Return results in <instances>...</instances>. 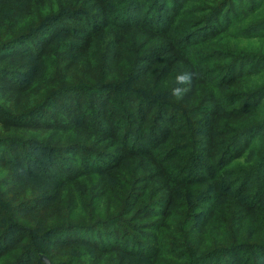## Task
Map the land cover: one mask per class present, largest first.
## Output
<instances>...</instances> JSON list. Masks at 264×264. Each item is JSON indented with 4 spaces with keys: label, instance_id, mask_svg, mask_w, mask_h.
<instances>
[{
    "label": "trees",
    "instance_id": "1",
    "mask_svg": "<svg viewBox=\"0 0 264 264\" xmlns=\"http://www.w3.org/2000/svg\"><path fill=\"white\" fill-rule=\"evenodd\" d=\"M144 1L0 0V264H45L42 253L51 264H264V53L252 49L264 30L241 24L264 5L233 13L232 0H176L172 11L164 0L162 31L123 14L103 74L101 17ZM223 13L230 23L217 27ZM132 29L167 48L133 58ZM185 35L196 41L179 43ZM163 55L174 80L158 88ZM41 63L54 68L30 78ZM67 105L70 126L46 110Z\"/></svg>",
    "mask_w": 264,
    "mask_h": 264
},
{
    "label": "rangeland",
    "instance_id": "2",
    "mask_svg": "<svg viewBox=\"0 0 264 264\" xmlns=\"http://www.w3.org/2000/svg\"><path fill=\"white\" fill-rule=\"evenodd\" d=\"M164 0H159V4L155 7V9L152 10L154 4L153 3H148V0H145L143 2L142 5L139 6H133V5H126L124 7L118 8L115 10L114 14H116V16H103L101 17L102 23L101 25H99V28L101 27L103 30L107 31V36L108 37H102L97 39L95 47L93 48V56H94V61H95V65L96 68L101 71L103 74L107 75L109 72V68L111 66V48H116L118 50V45H115V40L119 39L120 37V29L118 28L121 24V18L122 15L124 14V17H130L133 16L132 18H130V25L129 27L134 28V27H140V23H142V25H147V26H162V30L166 29V25L164 27V23L167 22V19L163 18H159L158 14H159V10H160V4H163ZM215 1V0H213ZM212 1V2H213ZM171 4L167 5L168 7L172 8V11L174 10V5L176 0H170L169 1ZM183 2V1H181ZM218 2L222 3V0H217L216 3L212 4L216 5ZM250 2H253V4H250ZM262 4L264 5V0H232L230 2L229 5V9L228 12H233V13H239L242 10H250V8H254V10H258L259 7L262 6ZM90 6V5H89ZM256 6L257 8L253 7ZM159 7V8H158ZM90 10H92L91 12H94L95 9L93 6H90ZM124 12H123V11ZM261 13H259L260 15L257 16L255 19H253V17L255 16V14L251 15L250 17L244 19L241 24H244L245 26H250L251 28H253L254 32H260L262 30H264V22L262 20H264V6L261 10ZM258 13V12H257ZM163 15L166 16V18H173L175 15L170 13V11L167 9L164 12H162ZM248 15V14H247ZM246 15V16H247ZM225 14L223 13V15L221 17L217 18V22H216V26L217 27H225L228 23H230V19L231 16H226V18L224 19ZM245 16V17H246ZM244 18V17H243ZM154 21V22H153ZM163 23H160V22ZM87 24L90 25L91 23L89 21ZM66 25H71L72 21L70 20H66L65 21ZM84 28H88L87 26H84ZM214 28V25H213ZM90 30V29H89ZM52 32L51 31H47V34H50ZM173 32H171L172 34ZM147 35V34H146ZM188 35H185L184 37H182L179 41V43H182L183 38L185 39V41L183 42L184 44L186 43H193L196 41V37H192V38H188ZM34 43H37L36 40L33 39ZM234 42V41H233ZM258 41H255V43ZM182 43V44H183ZM158 45H160L162 48L166 46V43L164 42V38L159 37L157 39H152L149 40L147 39V37H145L144 33L142 32L141 29H132V32L126 36V42H125V48L127 49V52L131 54V56L133 58H138L139 56H141L144 53H149L154 51ZM167 48V47H165ZM252 49L254 51L257 52H263L264 53V48H263V44H256L255 46L252 47ZM160 51V49L158 50V52ZM168 55H163L162 58H159L155 64L156 65V69L153 72L155 74V84L156 86H158V88L166 85L168 82L174 80L173 77V69L170 67V65L167 64L168 61ZM263 62V61H262ZM214 64H216L215 62L210 63L207 66L213 67ZM261 66H264V62L260 63ZM54 67L51 64H46V63H41V64H37L36 68L34 71H32L30 73L31 77L33 78L36 75L39 74H43L45 72H49L50 70H52ZM260 83L263 82V79L259 78ZM77 96V95H76ZM75 97V96H74ZM87 100H88V96H86ZM122 98V97H120ZM123 99V98H122ZM66 102V100L64 101ZM89 102V101H88ZM87 105L86 107V114H90L91 115V120H97L98 122L102 123L103 122V117L101 114V110L94 106L91 102H89L87 104V101L84 102V106ZM70 107L67 105L64 111L59 110V108L56 107H48L46 110L48 112V114L53 117V119L57 120V121H61L63 125L65 126H70V118L68 119V115L67 113H69ZM121 122V125L125 124V120H119ZM139 129L132 131L131 133H128V135L130 134V137L128 136V140L129 141H133L135 140H139L141 139L142 135H141V130L144 129V126H137ZM128 129H126L127 132ZM63 131H57V135L62 134ZM125 133V132H124ZM96 140H97V144H99L100 146L105 147L106 142L104 141L103 138L95 136ZM108 148V147H107ZM30 152L36 156L37 158H42L43 156H41L40 154H38L37 151H34L33 149H30ZM44 152V154H48V156L50 155V153H47V151H42ZM85 154L86 156H90V154L88 153H80V154H75L73 153V155H69L71 157L76 156L75 158L80 159L81 156ZM48 158V157H47ZM49 159V158H48ZM18 160H22V158L19 156ZM52 159L49 160V162ZM43 162V166L44 167H48L49 165H47V162L44 160ZM42 164V163H41ZM70 164H75L74 162H70ZM11 168H7L4 170L6 176H10L11 174H13L14 172L17 173L19 169H17V167L14 166H9ZM140 172V170H139ZM18 177L23 178L24 184L25 185H29L30 181V177L27 173H17ZM3 177L5 176L4 174L2 175ZM11 178H14V176H10ZM6 179V177H5ZM44 254V253H42ZM46 255V254H45Z\"/></svg>",
    "mask_w": 264,
    "mask_h": 264
},
{
    "label": "water",
    "instance_id": "3",
    "mask_svg": "<svg viewBox=\"0 0 264 264\" xmlns=\"http://www.w3.org/2000/svg\"><path fill=\"white\" fill-rule=\"evenodd\" d=\"M40 258H41V261L44 262L45 264H51V260L47 255L41 254Z\"/></svg>",
    "mask_w": 264,
    "mask_h": 264
}]
</instances>
